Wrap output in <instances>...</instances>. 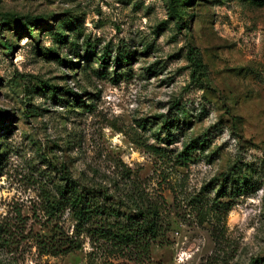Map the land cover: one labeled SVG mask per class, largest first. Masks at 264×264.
Wrapping results in <instances>:
<instances>
[{
  "label": "rangeland",
  "instance_id": "rangeland-1",
  "mask_svg": "<svg viewBox=\"0 0 264 264\" xmlns=\"http://www.w3.org/2000/svg\"><path fill=\"white\" fill-rule=\"evenodd\" d=\"M169 1L0 0V264L264 256V0ZM67 179L157 204L149 260L77 238Z\"/></svg>",
  "mask_w": 264,
  "mask_h": 264
},
{
  "label": "trees",
  "instance_id": "trees-1",
  "mask_svg": "<svg viewBox=\"0 0 264 264\" xmlns=\"http://www.w3.org/2000/svg\"><path fill=\"white\" fill-rule=\"evenodd\" d=\"M176 1L170 0L169 7L176 13ZM250 166V165H249ZM248 168V166H247ZM234 172L232 168L224 174L223 183L218 190V196H234L248 194L257 190L251 181ZM232 178L231 189L222 190L225 182ZM66 185L59 191L60 198L56 204L67 209L75 222L77 238L86 234L93 244H105L113 252L135 262H145L150 258V249L162 232V217L157 204L147 202L146 205H136L134 211L124 213L107 200L108 194L101 189L76 187L67 179ZM251 186V187H250ZM255 186V185H254ZM216 212L223 217L230 211L232 205L228 201L218 202ZM73 247H81L79 240H73ZM248 264H264V256L251 259Z\"/></svg>",
  "mask_w": 264,
  "mask_h": 264
}]
</instances>
